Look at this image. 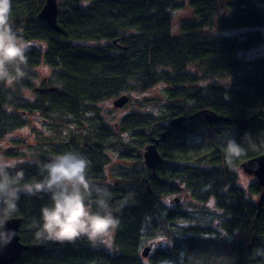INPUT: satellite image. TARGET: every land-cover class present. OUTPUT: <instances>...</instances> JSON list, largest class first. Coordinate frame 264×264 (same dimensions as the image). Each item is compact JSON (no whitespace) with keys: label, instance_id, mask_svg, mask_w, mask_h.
Wrapping results in <instances>:
<instances>
[{"label":"trees","instance_id":"1","mask_svg":"<svg viewBox=\"0 0 264 264\" xmlns=\"http://www.w3.org/2000/svg\"><path fill=\"white\" fill-rule=\"evenodd\" d=\"M46 2L12 0L10 22L30 48L25 77L11 86L0 83V142L30 126L35 115L47 133L71 126L67 141L38 137L36 160L79 152L89 161L92 181L110 188V203L130 192L133 197L114 213L119 226L109 251L86 238L36 241L30 224L40 220L49 197L21 194L12 218L25 219L20 237L30 250L17 264H264L262 188L258 182L241 187L237 173L264 154V55L248 56L264 42V7L257 0H58L57 34L38 19ZM179 11L191 17L174 33ZM38 67L51 71L41 88L35 82ZM230 78L232 85L213 81ZM159 86L167 88L166 103L138 101L139 109L121 119L118 131L104 124L99 104L124 96L130 103ZM162 105L163 113L153 108ZM202 111L225 121L191 119ZM181 116L189 119L169 128ZM97 121L92 131H83ZM245 132L257 149L242 139ZM226 133L246 149L232 165L224 160ZM155 140H161L163 162L154 174L143 150ZM111 153L136 163L118 162L108 175ZM4 155L16 162L10 171L23 170L21 185L41 178L16 146ZM203 211L214 217L211 222L197 220ZM162 242L164 247L143 257L145 247Z\"/></svg>","mask_w":264,"mask_h":264},{"label":"clouds","instance_id":"2","mask_svg":"<svg viewBox=\"0 0 264 264\" xmlns=\"http://www.w3.org/2000/svg\"><path fill=\"white\" fill-rule=\"evenodd\" d=\"M11 10L12 0H0V83L8 86L25 77L26 53L30 48V43L14 30ZM242 139L249 148L257 149L251 133L245 132ZM225 140L224 160L232 165L246 155V149L229 133L225 134ZM2 148L4 145L0 144ZM31 162L35 163L41 178L21 185L23 170L10 171L16 162L8 160L0 151V247H6L16 235L6 224L18 211L21 194L49 197L50 202L41 207L40 220L33 219L30 224L35 229L36 241L63 243L86 238L93 246H110L119 226L114 213L122 210L133 193L115 204L110 203L113 200L110 188L92 181L87 172L89 161L79 152L67 151L48 160Z\"/></svg>","mask_w":264,"mask_h":264},{"label":"rangeland","instance_id":"3","mask_svg":"<svg viewBox=\"0 0 264 264\" xmlns=\"http://www.w3.org/2000/svg\"><path fill=\"white\" fill-rule=\"evenodd\" d=\"M257 4L258 6H262L264 7V5L257 0ZM180 10V9H179ZM186 17H191L189 11H179L176 12V14L174 15V33H178L179 30V25H180V21L183 19H186ZM228 35V34H227ZM251 51H253L251 53V55L249 54V59H260V57L262 55H264V42L261 43L260 47L251 49ZM250 51V52H251ZM264 57V56H263ZM33 71V69H32ZM35 72H37L38 77H40L36 82V87L37 88H41L42 86V82L44 78L49 77L51 74V71L49 70V68L47 67H38L34 70ZM214 82L217 83H225V84H230L232 85L233 82V78L227 79V80H218V79H213ZM133 99L131 100V102L127 105V107H125L124 109H116L114 107V101H107L104 103L99 104V108L102 110V119L104 120V124L108 125L110 128H112V130L118 131L119 130V122L121 121V119L127 115L128 113L132 112V111H137L138 108V101H143L145 99H153L155 101H159L162 100L164 101V103H166V101L168 100V96H167V88L165 86H159L158 88H156L153 91L148 92L147 94H138L137 96L132 97ZM153 108L156 110H159L158 112L163 113L164 111H166V107L159 106V108L154 107ZM95 124H98V121L94 123V125H90V123H88L87 126H85L84 128V132L87 131H92ZM93 128H92V127ZM72 129L71 126H69L68 128H63L62 133H61V129L57 130L56 132H50L47 133V131L45 130V127L43 126L42 122H41V118L38 115H35L34 117H32L31 122H30V126H28L27 128H25L24 130H21L19 132L14 133L13 135H11L8 139L4 140L3 142H0V144L4 145V148L0 149V151L3 152L4 154V150H8L11 149L12 147L16 146L17 150L19 152H21L22 156L21 159L22 160H31L34 161L36 160V158H38V149L37 147H39L40 145L38 144V137H49V142L52 139H58L60 142L61 141H67V139L70 137V130ZM32 130V131H31ZM74 131V130H73ZM40 144V143H39ZM42 145V144H41ZM44 148L47 152V150H52L51 147H48L47 145H44ZM48 148V149H46ZM143 154H144V150H143ZM112 156V162L110 164V166L107 169V173L110 172V170H115V164H117L118 162H121V165H128L129 167L133 164H135L136 162L133 161L130 164H127L124 161H120L119 159L114 158V156H117V154H110V157ZM18 160L17 162H23V161ZM144 161V158H143ZM238 176L240 177L239 179V185L241 187H244L245 189H247L251 184L258 182V180L250 175H246L243 170H238L237 171ZM109 175V173H108ZM119 179L117 178H112L111 181L113 183H117ZM176 198H182L181 199V203H186L188 204V200L187 197L184 198V196L176 195ZM184 200V201H183ZM176 201V200H175ZM180 204V203H179ZM193 209H195V207H193ZM214 217L212 215H210L209 213H207V211H203L202 213H197V220L203 224H207V222H211L212 219ZM116 231L114 233V236L112 238L111 241V245H105V244H99L96 245L95 247H104L106 249H108L109 251H113L114 249V241H115V237H116ZM151 248V252H152V247L153 246H147ZM161 248L164 247L163 242L160 244H156V246L154 247L156 248ZM146 249V247H145ZM144 249V250H145Z\"/></svg>","mask_w":264,"mask_h":264},{"label":"water","instance_id":"4","mask_svg":"<svg viewBox=\"0 0 264 264\" xmlns=\"http://www.w3.org/2000/svg\"><path fill=\"white\" fill-rule=\"evenodd\" d=\"M44 9L39 14L38 19L46 22L49 29H53L54 32L60 34L62 29L59 28L58 25V16L60 12V7H58V0H47ZM120 41L116 40L114 43L118 44ZM126 49V48H125ZM130 98L127 97H120L117 101L114 102V107L117 109H122L128 105ZM205 116L206 121L213 125L215 123H223L225 119L221 118L214 112L210 111H202L201 113L192 116L191 119H195L198 117ZM189 118L181 116V118L173 119L170 124L169 128H181L182 124L186 122ZM168 133L162 135V138H165ZM161 140H155L154 143L145 147L144 153V163L145 166L150 170L153 171L155 174L157 168L162 165L163 157L160 154L158 146L160 145ZM241 169L247 175L253 176L258 180L259 185L262 188V192L259 195L258 200V207L264 208V154L260 156H256V158H252L247 160L245 163L241 165ZM177 202H180L176 199ZM25 219L23 218H11L7 224L6 228L10 230H15L16 235L12 239L11 243L8 244L6 247H0V264H17L22 257L23 253L30 250L29 246H26L20 237L21 234V227L24 224ZM151 254V248L146 247L143 251L142 255L146 259Z\"/></svg>","mask_w":264,"mask_h":264},{"label":"flooded vegetation","instance_id":"5","mask_svg":"<svg viewBox=\"0 0 264 264\" xmlns=\"http://www.w3.org/2000/svg\"><path fill=\"white\" fill-rule=\"evenodd\" d=\"M204 118H205V116H204ZM145 162V161H144ZM145 164V163H144ZM155 246L153 245V247H152V252H151V254H150V256H152V254H154V252L156 251V249L154 248Z\"/></svg>","mask_w":264,"mask_h":264}]
</instances>
